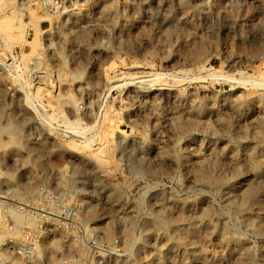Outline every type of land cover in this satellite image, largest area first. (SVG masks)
<instances>
[{
  "label": "rangeland",
  "instance_id": "374dc122",
  "mask_svg": "<svg viewBox=\"0 0 264 264\" xmlns=\"http://www.w3.org/2000/svg\"><path fill=\"white\" fill-rule=\"evenodd\" d=\"M0 70V264H264V0H0Z\"/></svg>",
  "mask_w": 264,
  "mask_h": 264
},
{
  "label": "bare ground",
  "instance_id": "6f19581e",
  "mask_svg": "<svg viewBox=\"0 0 264 264\" xmlns=\"http://www.w3.org/2000/svg\"><path fill=\"white\" fill-rule=\"evenodd\" d=\"M1 71V70H0ZM7 73H8V75H10V76H13L12 74H11V72H9V70L8 71H6V75H7ZM262 122V121H261ZM181 123V122H180ZM179 123V124H180ZM250 123H253V121H251ZM180 126L182 127V125L180 124ZM252 166L256 169L257 168V166H258V162H252ZM199 175H200V178L201 179H203V180H207V181H219V180H217L216 178H214V176L211 174V172L209 171V170H201L200 172H199ZM251 196H252V194H248L247 195V199H250L251 198ZM246 203V200H244L240 205H238L239 207H242V206H244V204Z\"/></svg>",
  "mask_w": 264,
  "mask_h": 264
}]
</instances>
